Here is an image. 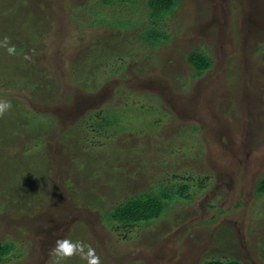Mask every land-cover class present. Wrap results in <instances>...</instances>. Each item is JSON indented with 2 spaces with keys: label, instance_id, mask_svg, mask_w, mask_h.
<instances>
[{
  "label": "rangeland",
  "instance_id": "obj_1",
  "mask_svg": "<svg viewBox=\"0 0 264 264\" xmlns=\"http://www.w3.org/2000/svg\"><path fill=\"white\" fill-rule=\"evenodd\" d=\"M177 1L0 0V264L63 239L83 252L60 264H264V0ZM176 186L155 220L114 216Z\"/></svg>",
  "mask_w": 264,
  "mask_h": 264
},
{
  "label": "trees",
  "instance_id": "obj_2",
  "mask_svg": "<svg viewBox=\"0 0 264 264\" xmlns=\"http://www.w3.org/2000/svg\"><path fill=\"white\" fill-rule=\"evenodd\" d=\"M105 4H113L116 0H103ZM122 1H128V0H122ZM137 2V0H134ZM154 1L155 9L153 13V17L157 18V21L162 20L163 18L172 15L175 6L178 5L177 0H152ZM161 12V14H159ZM163 13V14H162ZM146 33L148 36V41L152 39L153 37L157 36V28L151 27L146 30ZM159 43H153L154 46H158ZM25 45L17 46V50H21L22 47ZM190 61L196 66L197 73L195 72V75H199L200 72L204 69H208L211 66V60L207 57H205L202 53H192L190 54ZM261 183L259 185L258 190L264 192V175L263 178L260 180ZM259 181V182H260ZM165 195L167 197H155L151 193H145L143 195H135L128 197L125 201H116V203L112 206V209L114 211V216L116 219L120 222H131L135 223V221L138 220H155L159 218V213L162 206V200L165 198H173L175 195H181L184 197L183 193V186L182 187H174L172 189H165ZM143 192V191H142ZM66 194V193H65ZM170 194V195H167ZM77 195H82V193H79ZM76 195V198L68 193V196H63L64 199V207L67 209H73L75 206L74 200H78V196ZM173 195V196H171ZM4 242V241H3ZM13 246L11 243H1L0 242V261L5 260L7 255L10 256L11 254H14L12 252ZM15 255V254H14ZM20 255H17L15 257H19ZM203 264H249L242 262V260L239 259H213L208 260Z\"/></svg>",
  "mask_w": 264,
  "mask_h": 264
},
{
  "label": "clouds",
  "instance_id": "obj_3",
  "mask_svg": "<svg viewBox=\"0 0 264 264\" xmlns=\"http://www.w3.org/2000/svg\"><path fill=\"white\" fill-rule=\"evenodd\" d=\"M7 44V41H5ZM16 51L15 47H7V52L9 55L14 54ZM12 108V104L8 101H0V117L6 115ZM83 246L78 243H72L67 239L58 240L55 247L51 250V255L57 258V264L67 257H71L76 253H82ZM88 261V264H100L99 258L95 256L94 251L89 248L87 254L83 257Z\"/></svg>",
  "mask_w": 264,
  "mask_h": 264
},
{
  "label": "crops",
  "instance_id": "obj_4",
  "mask_svg": "<svg viewBox=\"0 0 264 264\" xmlns=\"http://www.w3.org/2000/svg\"><path fill=\"white\" fill-rule=\"evenodd\" d=\"M128 198V197H127ZM126 200V199H125ZM125 200H121V201H125ZM116 202L112 203V206L115 204Z\"/></svg>",
  "mask_w": 264,
  "mask_h": 264
}]
</instances>
